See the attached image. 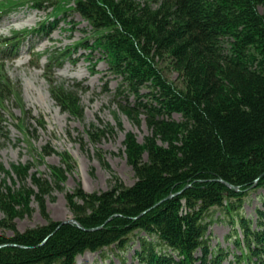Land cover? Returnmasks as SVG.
Here are the masks:
<instances>
[{"label":"trees","instance_id":"obj_1","mask_svg":"<svg viewBox=\"0 0 264 264\" xmlns=\"http://www.w3.org/2000/svg\"><path fill=\"white\" fill-rule=\"evenodd\" d=\"M68 1L25 2L53 16L70 9L88 22L80 47L101 53L120 79L113 98H124L126 113L142 114L152 135L143 146L126 140L132 185L116 179L106 191L79 186L66 194L78 227L46 211L45 197L72 171L67 154L64 168H51V182L31 176L36 192L27 167L17 168L18 186L0 183V227L12 233L0 234V264H77L111 247L124 253L135 239L137 264H264V0ZM27 33L0 39L1 134L11 94L4 63ZM49 86L62 110L75 105ZM26 113L25 131L34 120ZM36 123L45 127L42 118ZM259 190L261 206L246 217L247 196ZM33 199L45 224L20 232L15 220L32 215ZM215 222L228 225L232 249L211 247Z\"/></svg>","mask_w":264,"mask_h":264},{"label":"rangeland","instance_id":"obj_2","mask_svg":"<svg viewBox=\"0 0 264 264\" xmlns=\"http://www.w3.org/2000/svg\"><path fill=\"white\" fill-rule=\"evenodd\" d=\"M25 1L28 0H0V8L11 7L0 12V39H14L15 33L28 32L15 58L4 63L11 94L3 101L7 111L4 132L0 133V183L4 187L18 186L15 171L27 167L26 183L36 192L31 176L51 182V168H64L62 154H67L73 164L72 171L65 172L61 190L54 189L45 197L49 218L66 221L72 219V215L65 196L77 187L93 193L106 191L116 179L125 186L134 183L132 169L126 161V140L132 136L143 146L152 132L142 114L135 116L134 112L124 111L121 106L126 103L124 98L120 99L121 103L113 98L120 79L108 73L101 53L80 47V41L90 34L88 22L70 9L53 16L51 8H36ZM144 1L133 0L139 4ZM61 4L68 8V4ZM50 82L72 96L75 105L68 111L62 110L52 99ZM131 100L132 97L128 98V103ZM25 112L34 119L28 123L31 127L27 131L24 130ZM173 117L179 118L178 115ZM41 118L43 128L36 123ZM45 151L50 153L45 155ZM262 192H251L247 196L243 207L246 217H255V208L261 206L257 195ZM31 207L30 217L15 220L20 232L45 224L34 199ZM2 216L0 211V219ZM210 233L211 247L219 244L232 249V244L226 240L227 224L215 222ZM0 234L12 235L1 227ZM136 249L135 239L124 253L111 247L103 253L79 256L77 264H137L133 256Z\"/></svg>","mask_w":264,"mask_h":264},{"label":"water","instance_id":"obj_3","mask_svg":"<svg viewBox=\"0 0 264 264\" xmlns=\"http://www.w3.org/2000/svg\"><path fill=\"white\" fill-rule=\"evenodd\" d=\"M227 186L230 187V188H234V190L237 191V187H232V186H230L228 184H227ZM63 223H72V224H75L77 227L79 226V224L74 219H69V220L63 221Z\"/></svg>","mask_w":264,"mask_h":264}]
</instances>
